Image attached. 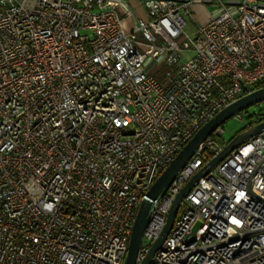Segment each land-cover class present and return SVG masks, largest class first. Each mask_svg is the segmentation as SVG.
I'll return each instance as SVG.
<instances>
[{
    "label": "built area",
    "instance_id": "obj_1",
    "mask_svg": "<svg viewBox=\"0 0 264 264\" xmlns=\"http://www.w3.org/2000/svg\"><path fill=\"white\" fill-rule=\"evenodd\" d=\"M196 4L212 8L203 24ZM143 6L136 18L128 0H0V264H124L156 178L217 112L264 87V0ZM222 132L151 200L135 264ZM148 264H264V130L198 178Z\"/></svg>",
    "mask_w": 264,
    "mask_h": 264
},
{
    "label": "water",
    "instance_id": "obj_2",
    "mask_svg": "<svg viewBox=\"0 0 264 264\" xmlns=\"http://www.w3.org/2000/svg\"><path fill=\"white\" fill-rule=\"evenodd\" d=\"M264 101V87H261L226 106L219 112H217L209 121L203 124L193 136L186 142V144L179 150L176 156L172 159L170 164L161 172L156 178L149 190L144 194L140 201L132 229L129 238L128 249L124 264H135V257L140 245L143 229L148 220V210L151 200L155 198L160 192L167 189L169 184L174 179L175 175L182 169L185 163L193 155L196 148L200 143L206 139L217 127L225 122L230 117L234 116L244 108ZM264 130V121L238 132L235 136L230 138L222 150L207 161L201 168H199L195 174L184 184L180 191L176 194L167 214L165 225L156 239L151 245L148 253L145 255L143 261L140 264H148L153 253L160 247L167 234L169 233L173 219L176 213L181 199L190 191V189L196 184L199 177L205 175L212 167H214L219 161L226 157L233 149L243 143L247 137L256 135Z\"/></svg>",
    "mask_w": 264,
    "mask_h": 264
},
{
    "label": "rangeland",
    "instance_id": "obj_3",
    "mask_svg": "<svg viewBox=\"0 0 264 264\" xmlns=\"http://www.w3.org/2000/svg\"><path fill=\"white\" fill-rule=\"evenodd\" d=\"M130 6L133 9L136 18H144L145 8L143 6V0H128ZM212 8L209 4H196L192 6L193 15L191 21H196L199 24L205 23L210 15ZM140 41H145L142 37L138 36ZM165 68L163 67L159 72L156 73L155 78L160 79L164 73ZM258 114H264V101L250 105L242 110V117L232 116L223 122L220 127L223 129L221 139L227 142L230 138L235 136L238 131L242 128L244 122H251L255 119ZM220 142V141H219ZM221 143V142H220ZM223 144V143H221Z\"/></svg>",
    "mask_w": 264,
    "mask_h": 264
},
{
    "label": "trees",
    "instance_id": "obj_4",
    "mask_svg": "<svg viewBox=\"0 0 264 264\" xmlns=\"http://www.w3.org/2000/svg\"><path fill=\"white\" fill-rule=\"evenodd\" d=\"M214 134L212 133L211 136H213ZM218 140L221 142V143H224V141L221 139V138H218Z\"/></svg>",
    "mask_w": 264,
    "mask_h": 264
}]
</instances>
